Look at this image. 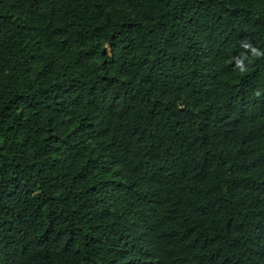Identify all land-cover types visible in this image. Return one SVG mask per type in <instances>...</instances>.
Returning <instances> with one entry per match:
<instances>
[{
    "label": "trees",
    "instance_id": "1",
    "mask_svg": "<svg viewBox=\"0 0 264 264\" xmlns=\"http://www.w3.org/2000/svg\"><path fill=\"white\" fill-rule=\"evenodd\" d=\"M0 264H264V0H0Z\"/></svg>",
    "mask_w": 264,
    "mask_h": 264
}]
</instances>
